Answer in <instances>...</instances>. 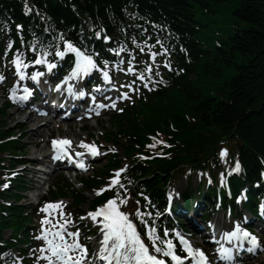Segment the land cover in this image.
Returning <instances> with one entry per match:
<instances>
[{
	"label": "trees",
	"instance_id": "16d2710c",
	"mask_svg": "<svg viewBox=\"0 0 264 264\" xmlns=\"http://www.w3.org/2000/svg\"><path fill=\"white\" fill-rule=\"evenodd\" d=\"M18 1L0 0L1 11L20 8ZM29 1L56 26L74 30L76 16L94 26L103 25L108 32L125 26L126 14L133 10L162 19L185 44L190 57H177L184 74L153 95L144 106L146 119L141 123L130 119L122 129L129 136L126 151H134L148 142L147 135L159 131L171 135L165 140L172 148L173 163L202 160L210 152L203 145L208 140L205 133L214 130L239 149L243 179L257 177L259 158L264 160V0ZM199 18L215 24L220 32L211 49L202 50L196 42L200 38L194 27H205ZM190 117L193 122H188ZM170 161L157 160L151 166L155 176L148 186L152 192L170 176Z\"/></svg>",
	"mask_w": 264,
	"mask_h": 264
},
{
	"label": "snow or ice",
	"instance_id": "6c2138e0",
	"mask_svg": "<svg viewBox=\"0 0 264 264\" xmlns=\"http://www.w3.org/2000/svg\"><path fill=\"white\" fill-rule=\"evenodd\" d=\"M66 51L75 53L77 57L76 67L72 70V75H76L80 72L87 73L91 68L96 67L93 58L90 55L82 53L78 48H75L71 43L66 42ZM64 53L58 52V56H62ZM13 63L16 66L18 74L23 77L24 73L21 71L22 67H27L23 63L22 57L18 54ZM35 63H43L42 59H37ZM49 69L53 65H48ZM39 73L33 75L35 80ZM104 78L108 79V73L104 72ZM2 79V77H0ZM67 79V78H66ZM59 87V86H57ZM27 92V90H25ZM80 95H83L81 93ZM22 99H27V95L23 96ZM113 106H115L113 104ZM162 143V142H161ZM70 141H53V147L56 148L58 145L61 146L62 150L64 146L69 145ZM82 146L89 149L91 155L95 156L98 154L95 145H85L81 142ZM154 146V145H153ZM225 153L222 152L223 156ZM77 155H82L77 153ZM79 167H83L82 161H78ZM239 169V164L237 163L236 170ZM119 172L116 177L113 178L112 183H118ZM124 201H121L123 203ZM47 207H60V205H50ZM46 210V209H45ZM137 215H140L137 212ZM92 219L97 216H103V240L101 241L100 248V259L109 262L114 261V264H166V261L159 258L153 253H158L163 257L170 258L174 264H181L182 257L177 255L175 252V245L170 239H165L160 241L159 237L155 235V229L150 228L147 232L148 242L142 239L141 232L137 230V226L129 219L128 214L121 211L116 203L115 199H110L107 203L98 208L95 212L89 213ZM45 224H51L50 221L45 219L43 221ZM70 223L69 221H64L60 223L59 228L55 224H51L50 228H45L40 237L37 239H43L44 246L40 249L41 256L38 259L46 261V264H81L83 260V254H86V249L81 245L78 240L73 239L71 242L67 237H77L76 232H66L64 225ZM66 233V235H65ZM240 235L241 239L250 238V243L253 247H258L257 238L246 230H241L237 226L236 231L230 233V236ZM180 243L183 245V250L187 252L188 257L192 258V264H206L207 257L198 249L194 250L188 241L184 240L181 236L179 237ZM77 250H80L81 255H77L75 259L73 254ZM221 251L226 252L230 257L231 252L229 250L221 249ZM198 257V259H196Z\"/></svg>",
	"mask_w": 264,
	"mask_h": 264
},
{
	"label": "rangeland",
	"instance_id": "374dc122",
	"mask_svg": "<svg viewBox=\"0 0 264 264\" xmlns=\"http://www.w3.org/2000/svg\"><path fill=\"white\" fill-rule=\"evenodd\" d=\"M208 30H210V29H202V31L203 32H207ZM208 36H212V31H209V34H208ZM14 115V116H13ZM12 116V119L10 120L9 118ZM21 118H18L17 116H16V112L14 111V110H11V111H9V115H8V117H7V122L9 123V124H11V125H14L15 124V122H12V121H17V120H20ZM100 122H104V123H107L108 122V118L106 117V116H104V118H102L101 119V121ZM18 124V123H17ZM87 126H88V128H91V130H93L94 132H96V129H95V127H97L96 126V124H95V126L93 125V123L91 122V123H87L86 124ZM108 126V125H107ZM80 127V125H78V124H76L75 125V128L74 129H72V134L75 136V137H77V138H79V137H81V135H83L82 133H79L78 132V128ZM52 128H55L54 127V125L52 126ZM64 128V127H63ZM56 129V128H55ZM58 132L60 133V134H62L63 133V131L62 130H58ZM103 163V162H102Z\"/></svg>",
	"mask_w": 264,
	"mask_h": 264
},
{
	"label": "bare ground",
	"instance_id": "6f19581e",
	"mask_svg": "<svg viewBox=\"0 0 264 264\" xmlns=\"http://www.w3.org/2000/svg\"><path fill=\"white\" fill-rule=\"evenodd\" d=\"M221 106V105H218V107ZM33 119V116L32 115H28L24 118V122L25 123H28L30 121H32ZM41 129L40 128H36V129H32V130H29L27 132V134L30 136V137H34L35 135H38L40 133ZM28 145H32L35 147V149L37 150V152H40V150L38 149V147L36 146V143L32 142V141H29L28 142Z\"/></svg>",
	"mask_w": 264,
	"mask_h": 264
}]
</instances>
